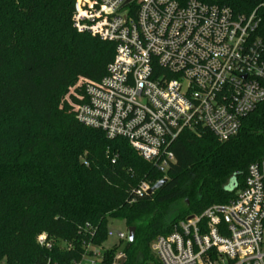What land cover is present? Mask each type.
<instances>
[{"label":"trees","instance_id":"trees-1","mask_svg":"<svg viewBox=\"0 0 264 264\" xmlns=\"http://www.w3.org/2000/svg\"><path fill=\"white\" fill-rule=\"evenodd\" d=\"M199 1L237 15L261 3ZM76 4L0 0V264L80 263L109 238L110 218L134 226L135 237L100 252V264L120 254L124 264L156 263V237L202 214L205 201L235 197L250 164L264 157V101L225 142L206 127L184 130L171 146L175 161L161 172L126 138L77 120L85 85L106 75L115 45L77 30ZM258 13L264 36V7ZM164 178L155 192L138 193ZM179 201L184 207L170 214ZM42 234L50 246L39 243Z\"/></svg>","mask_w":264,"mask_h":264},{"label":"built area","instance_id":"built-area-1","mask_svg":"<svg viewBox=\"0 0 264 264\" xmlns=\"http://www.w3.org/2000/svg\"><path fill=\"white\" fill-rule=\"evenodd\" d=\"M260 7L264 0L237 15L199 0H77V30L115 45L106 75L85 85L77 120L126 138L163 173L184 130L231 139L264 101ZM149 188L142 183L138 193ZM190 216L152 242L157 262L147 264H264V157L250 164L235 197ZM46 238L38 241L50 246ZM100 254L77 264H99Z\"/></svg>","mask_w":264,"mask_h":264},{"label":"rangeland","instance_id":"rangeland-1","mask_svg":"<svg viewBox=\"0 0 264 264\" xmlns=\"http://www.w3.org/2000/svg\"><path fill=\"white\" fill-rule=\"evenodd\" d=\"M152 187V186H150ZM207 190H206V194H207ZM209 194H207L208 196ZM230 200V199H229ZM228 200V201H229ZM228 201H226V197L225 196H222V197H218L216 199H210L208 201H205L204 202V209L209 207V206H212V205H215V204H225L227 203ZM184 207V203L182 201H179L178 203L174 204L172 207H171V210H170V214H173L174 212H176L178 209H181ZM108 229L109 231L111 230L113 232V235L110 236L104 243H103V246L102 247H99V248H93V256H90L87 257V259H91V258H94V255L95 253L99 254L100 252H103L104 250H107L109 248H112L114 247L115 245L117 244H121V247L124 246V241H120L119 237H118V232H123L124 234H127L128 235V229L129 227L127 226L125 220L123 219H116V218H110L109 219V224H108ZM160 236V235H159ZM157 238V237H156ZM155 238V239H156ZM154 239V240H155ZM153 240V241H154ZM152 241V242H153ZM152 244V243H151ZM122 249V248H121ZM120 249V251H121ZM124 255V254H120V257ZM119 257V258H120ZM118 258V259H119ZM117 259V261H118ZM117 263V262H116ZM100 264V263H99Z\"/></svg>","mask_w":264,"mask_h":264},{"label":"water","instance_id":"water-1","mask_svg":"<svg viewBox=\"0 0 264 264\" xmlns=\"http://www.w3.org/2000/svg\"><path fill=\"white\" fill-rule=\"evenodd\" d=\"M167 182V179L164 178L160 181H158L155 185H153L152 187H150L147 191L148 194H151L153 192H155L156 190H158L159 188H161L165 183ZM193 216H190L189 218H192ZM135 231H136V228L134 226H131L129 227L128 229V239L129 241H133L134 240V237H135ZM126 261V256L125 255H122L116 264H124V262Z\"/></svg>","mask_w":264,"mask_h":264},{"label":"snow or ice","instance_id":"snow-or-ice-1","mask_svg":"<svg viewBox=\"0 0 264 264\" xmlns=\"http://www.w3.org/2000/svg\"><path fill=\"white\" fill-rule=\"evenodd\" d=\"M41 239H43V237H41Z\"/></svg>","mask_w":264,"mask_h":264}]
</instances>
